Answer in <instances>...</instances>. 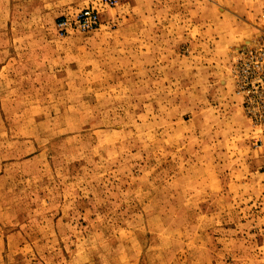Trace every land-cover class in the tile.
I'll return each mask as SVG.
<instances>
[{
    "label": "rangeland",
    "instance_id": "1",
    "mask_svg": "<svg viewBox=\"0 0 264 264\" xmlns=\"http://www.w3.org/2000/svg\"><path fill=\"white\" fill-rule=\"evenodd\" d=\"M95 1L0 0V264H264V123L233 77L264 0H117L58 32Z\"/></svg>",
    "mask_w": 264,
    "mask_h": 264
},
{
    "label": "built area",
    "instance_id": "2",
    "mask_svg": "<svg viewBox=\"0 0 264 264\" xmlns=\"http://www.w3.org/2000/svg\"><path fill=\"white\" fill-rule=\"evenodd\" d=\"M117 0H96L82 11L61 19L57 24L63 36L96 30L100 15L115 7ZM233 71L237 93L242 97L243 110L254 125L264 123V40L242 49L238 53ZM259 121V122H257Z\"/></svg>",
    "mask_w": 264,
    "mask_h": 264
},
{
    "label": "crops",
    "instance_id": "3",
    "mask_svg": "<svg viewBox=\"0 0 264 264\" xmlns=\"http://www.w3.org/2000/svg\"><path fill=\"white\" fill-rule=\"evenodd\" d=\"M233 89V87H230ZM233 91V90H232ZM241 105V102L236 104V107ZM239 109V108H237ZM261 139L264 141V135L261 136ZM250 156L246 158V168L250 169V176L245 177V181H242L244 184L250 183L254 186L258 187L259 197L262 198V208L264 209V144L261 147H257L255 149L250 148L249 153Z\"/></svg>",
    "mask_w": 264,
    "mask_h": 264
}]
</instances>
